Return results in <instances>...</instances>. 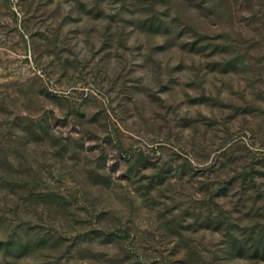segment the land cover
Here are the masks:
<instances>
[{
	"label": "rangeland",
	"instance_id": "obj_1",
	"mask_svg": "<svg viewBox=\"0 0 264 264\" xmlns=\"http://www.w3.org/2000/svg\"><path fill=\"white\" fill-rule=\"evenodd\" d=\"M0 264H264V0H0Z\"/></svg>",
	"mask_w": 264,
	"mask_h": 264
}]
</instances>
